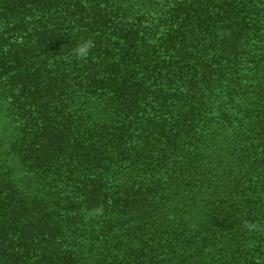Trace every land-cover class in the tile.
<instances>
[{
  "label": "trees",
  "instance_id": "obj_1",
  "mask_svg": "<svg viewBox=\"0 0 264 264\" xmlns=\"http://www.w3.org/2000/svg\"><path fill=\"white\" fill-rule=\"evenodd\" d=\"M243 220L264 0H0V264H264Z\"/></svg>",
  "mask_w": 264,
  "mask_h": 264
},
{
  "label": "clouds",
  "instance_id": "obj_2",
  "mask_svg": "<svg viewBox=\"0 0 264 264\" xmlns=\"http://www.w3.org/2000/svg\"><path fill=\"white\" fill-rule=\"evenodd\" d=\"M95 47V42L93 39H84L80 43L76 45V47L72 50L73 56L76 60H86L91 52V50ZM104 213L103 205H99L91 210H89L88 218H96L102 216ZM242 229L248 232L254 231H264V228L261 227L255 221L243 220L241 223Z\"/></svg>",
  "mask_w": 264,
  "mask_h": 264
}]
</instances>
